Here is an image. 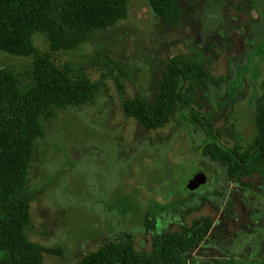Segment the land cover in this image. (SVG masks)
<instances>
[{
    "label": "rangeland",
    "instance_id": "rangeland-1",
    "mask_svg": "<svg viewBox=\"0 0 264 264\" xmlns=\"http://www.w3.org/2000/svg\"><path fill=\"white\" fill-rule=\"evenodd\" d=\"M176 2L180 19L167 26L148 0H130L125 19L73 49L52 51L43 34H33L39 55L99 82L92 102L57 111L35 143L27 235L61 249L44 252V264H81L108 241L150 251L159 237L205 220L211 226L189 264L264 260V173L233 182L201 153L213 138L227 148L252 145L264 98V0ZM172 57L206 74L190 80L189 103L176 102L164 125L147 129L122 101L152 99ZM33 60L0 51V66L14 71ZM199 171L205 182L187 189Z\"/></svg>",
    "mask_w": 264,
    "mask_h": 264
},
{
    "label": "trees",
    "instance_id": "trees-1",
    "mask_svg": "<svg viewBox=\"0 0 264 264\" xmlns=\"http://www.w3.org/2000/svg\"><path fill=\"white\" fill-rule=\"evenodd\" d=\"M129 2L0 0V51L34 56L25 71L0 66V264H44V252L61 255L60 248L29 239V209L35 193L29 192L25 183L44 124L59 110L92 102L99 88V82L91 81L83 71L73 72L70 65L59 67L49 55H39L32 36L43 34L52 51L76 48L94 31L125 19ZM148 3L165 25L179 21L181 12L176 0ZM205 74L196 63L172 57L156 95L152 99L126 98L122 101L123 111L147 129L161 127L169 120L176 102L189 103L185 95L192 89L190 80L200 81ZM255 125L256 134L248 149L238 145L227 148L216 138L201 146V153L221 163L233 182L264 173V98L257 106ZM210 226L209 220L195 221L187 230L159 237L150 251L137 250L129 241H108L86 255L81 264H189L191 252ZM211 260L217 264H264V260L253 258Z\"/></svg>",
    "mask_w": 264,
    "mask_h": 264
},
{
    "label": "water",
    "instance_id": "water-1",
    "mask_svg": "<svg viewBox=\"0 0 264 264\" xmlns=\"http://www.w3.org/2000/svg\"><path fill=\"white\" fill-rule=\"evenodd\" d=\"M205 173L203 171H199L196 173L186 184V188L189 190H194L201 184L205 182Z\"/></svg>",
    "mask_w": 264,
    "mask_h": 264
}]
</instances>
